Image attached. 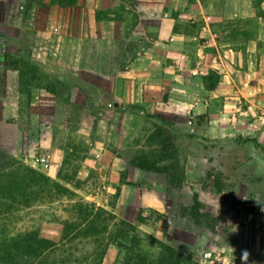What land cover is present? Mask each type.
<instances>
[{
    "label": "crops",
    "instance_id": "0c3cea01",
    "mask_svg": "<svg viewBox=\"0 0 264 264\" xmlns=\"http://www.w3.org/2000/svg\"><path fill=\"white\" fill-rule=\"evenodd\" d=\"M45 2L52 5V13L40 10L36 23L23 27L35 37L26 48L32 55L25 61L30 72L23 70L19 61L0 69L6 105L0 110L3 152L27 160L23 156L40 146L49 160L46 165L40 164L41 171L50 178L57 177L62 148L55 146L49 136L42 144L34 139L39 126L41 136H47L49 131L44 130H50L64 112L55 104L63 90L80 107L89 97H96L103 108L95 107L87 113L93 118L102 115L96 130L120 135L121 146L130 140L126 135L130 116L145 113L194 132L186 136L189 144L200 140L228 144L248 134L261 140L264 0H75L71 5ZM20 43H13V47L20 48ZM39 67L45 71L52 67L48 74L57 84L31 86L39 76ZM64 73L72 80L65 79ZM209 74L218 78L213 88L207 87ZM25 85L28 101H23ZM39 97L47 101L38 103ZM26 108L31 115L40 114L41 122L33 116L26 121L22 116ZM92 141L95 148L108 146V142L93 138L88 144L93 145ZM247 144L253 150L242 161L255 163L257 168L243 175L262 178L260 185H253L254 208L237 209L235 204L232 208L223 197L222 186L217 187L214 180L204 183L197 172L186 171L187 187H194L187 204L191 205L196 193L224 228L225 237L211 244L223 251L222 264H241L244 250L249 252L248 264H264V155L251 139ZM99 149L91 152L96 158L101 155ZM217 158L223 161L222 156ZM116 160L114 157V164ZM27 162L35 166L33 160ZM116 170L111 173L108 189H113L118 180ZM148 172L126 165L125 183L119 186L112 207L119 219L133 223L140 208H167L163 189L144 188ZM233 198L241 202L240 195Z\"/></svg>",
    "mask_w": 264,
    "mask_h": 264
},
{
    "label": "rangeland",
    "instance_id": "374dc122",
    "mask_svg": "<svg viewBox=\"0 0 264 264\" xmlns=\"http://www.w3.org/2000/svg\"><path fill=\"white\" fill-rule=\"evenodd\" d=\"M40 10L52 13L54 9L45 0H0V69L4 68V65L12 66L15 61H19L22 63L23 70L30 72L25 61L32 55L31 51L26 48L27 43L35 41V37L23 27L35 24L36 16ZM18 41L21 42V45H19L20 48L16 49L15 45L13 47V43ZM38 69L39 76L37 79H33V83H30L31 86L43 83L45 85L57 84L54 78L48 74L52 67H47L48 72L41 67ZM63 76L68 81L72 80L70 75L64 73ZM1 84L0 72V110H5L6 105ZM27 92L28 88L24 86L23 101L29 100L28 97H25ZM66 94L67 92L63 90L60 97L55 98V104L62 107L64 112L58 115L50 130H44L45 133L49 131L47 136H41V127L39 126L36 129L38 136L35 137L34 142L42 144L45 142V137L49 136L55 146L62 148L63 157L68 154L69 163L65 166L66 171L70 175L77 167L78 171L73 180L81 179L82 181L85 179V182L81 183V189L77 191L76 201L105 208H108L109 204L114 206L116 201V198L113 197L115 188H120L121 183H125L126 165H130L129 161L135 157L157 160L160 166H167L174 162L176 165L174 172L177 175L181 172L184 173L181 185H174L168 181L170 174L148 172L149 176L145 180L144 188L148 190L163 189L166 194L167 208H140L137 213L140 214L141 221L133 222L137 230L129 231L127 236L116 238L114 242L110 243L106 247L101 264H135L138 255L145 257L147 261H155L160 256L161 248L152 240L154 237L183 254L184 259L179 264H222L220 256L223 251L213 248L211 244H218L220 237L225 235H223L224 228L221 226L218 217L208 212L207 209H200L197 218L192 216L187 203L194 192V187L190 189L187 187L186 171L197 172V176L203 179L204 183H207L208 180H214L222 186L224 188L223 197L229 201L232 208L236 207L235 205H237V209L238 207L254 208L253 203L256 199L253 198V185H260L262 178L244 176L245 171L255 170L257 166L255 163H248L242 159L253 150L247 144L250 139L259 152L264 155V134L261 136V140H257L248 134L247 136L236 137L228 144L200 140L194 145L187 143L186 140V136L194 132L164 121L153 114L145 113L140 117L132 114L129 120L130 128L126 134L130 140L126 145L121 146L119 144L121 142L120 135L96 130L97 125H99L97 120L102 118V115L95 114V118H93L87 113L95 107L103 108L96 97H89L85 106L80 107L73 103ZM9 99L8 97L7 100ZM37 101L44 103L47 99L39 97ZM0 115L2 116L1 113ZM22 116L26 121L33 116L35 120L41 122L40 114L31 115L27 108L23 110ZM6 119L7 121L11 120ZM102 125L105 126L104 122ZM159 127L162 128L161 135L157 134ZM91 138L108 142V146L103 149L95 148L93 141V145L88 144ZM161 140L165 141L163 143L167 148L165 153H161ZM110 142L115 145L110 144ZM39 147L32 150L30 154L27 153L23 156L27 160L10 154L7 158L2 160L0 158V182L4 183L2 180H8L7 176L2 175L7 173L9 175V171L12 170L9 164L13 158L28 165L30 164L27 161L33 160L35 166L32 167L41 171L37 157L44 152ZM98 149L101 150V155L96 158L91 152ZM2 151L3 149L0 148V152ZM217 156H222L223 161L219 160ZM114 157L118 159L115 164L113 163ZM228 157H236L238 160L230 161ZM1 164L6 165L2 166ZM194 165L195 169H193ZM115 170L117 172L114 173V176H118V180L115 181L116 184H113V189H108L107 184L111 183V173ZM236 170L239 173L231 175ZM131 184L137 186L140 185V182H132ZM261 192H264V189ZM229 194L231 195L229 196ZM239 195L241 202L233 198V196ZM261 197L264 198V194ZM9 201L11 200L8 198L7 200L0 199V202L4 203V205H0V244L30 230H37L40 234L45 226L55 225L58 220L63 218L73 219L76 215L73 208L76 201L46 202L39 199L33 200L31 205L25 208ZM7 204L9 206H6ZM15 207L20 209L15 210ZM126 214L129 216V211ZM118 220L117 217L115 223H118ZM113 229L114 225L110 222L108 230L112 232ZM47 235L56 237L53 231H48ZM133 235L137 236L138 242L131 240ZM106 237L109 236L106 235ZM106 237H101L103 244L85 239L80 242L76 239L77 243L71 249L69 248L71 247L70 244L67 243L65 248L61 247L53 253H49L42 260H45L46 264H88L91 258L104 247L108 240ZM206 251H212L216 258H205L204 252ZM2 254L3 251L0 249V258ZM40 260L41 258H27L29 264H36ZM0 264H5V262L2 260Z\"/></svg>",
    "mask_w": 264,
    "mask_h": 264
},
{
    "label": "trees",
    "instance_id": "16d2710c",
    "mask_svg": "<svg viewBox=\"0 0 264 264\" xmlns=\"http://www.w3.org/2000/svg\"><path fill=\"white\" fill-rule=\"evenodd\" d=\"M53 4L71 5L75 0H50ZM218 81V78L214 74L208 76V88H213ZM26 86V85H25ZM157 134H162V128L159 127ZM165 141L161 140V153H165L167 148L163 144ZM9 154L0 152L1 160L7 158ZM14 159V158H13ZM11 160L9 167L8 180H2L0 184V199L7 198L15 202L19 207H29L33 200L42 201H62L75 202V197L78 196L77 191L81 189V183L85 182V179L73 180L77 167L74 168L72 174L65 169L69 163L68 154L63 157L61 162V168L58 170L56 179H52L42 171L22 162L14 159ZM3 162V161H2ZM1 162V163H2ZM7 164V163H6ZM6 164H1L2 166ZM129 164L139 168L141 170L152 171L158 174H170L168 181L170 184L181 185L184 179V173L181 172L177 175L174 170L176 169L175 163H171L167 166H160L157 160H150L146 157H135L129 161ZM4 168V167H3ZM217 187H218V183ZM69 185V186H68ZM71 186V187H70ZM119 188H115L113 197L117 198ZM4 203L0 202V205ZM6 206H9L7 204ZM15 207V210L20 209ZM113 204H109L108 208L95 206L94 204L84 203L82 201H76L73 204L75 210V217L73 219L63 218L57 221L55 225L45 226L39 234L37 230H30L23 235L13 238L10 241H5L0 244V249L3 251L0 261H4L5 264H29L27 258H41L36 264H46L45 259L49 253L66 247L69 243L71 247L75 246L77 241L83 242L84 239L88 241L102 243V238L106 237L108 240L105 242L104 247L99 253L91 258L88 264H101L102 258L105 254L106 247L114 242L116 238H122L128 235L129 231H136L137 227L134 223L119 219L118 223H115L116 215L112 211ZM193 217H198L200 209L206 210V205L198 200L197 194L192 196V203L188 206ZM137 221H141L140 214L137 215ZM113 223V231H109V224ZM48 231H53L56 237L47 235ZM102 237V238H101ZM131 240L138 242L136 235L131 237ZM154 242L159 244L161 248L160 256L155 261H147L145 257L137 256L135 264H179L184 259L182 253L175 251V248L164 244L155 237L152 238ZM68 248V247H67ZM66 248V250H67ZM68 255V254H67Z\"/></svg>",
    "mask_w": 264,
    "mask_h": 264
},
{
    "label": "built area",
    "instance_id": "2783aa9c",
    "mask_svg": "<svg viewBox=\"0 0 264 264\" xmlns=\"http://www.w3.org/2000/svg\"><path fill=\"white\" fill-rule=\"evenodd\" d=\"M204 28V27H203ZM202 72V71H200ZM37 161L38 163L40 164H43V165H46L49 160H48V155L47 154H41L37 157ZM204 257L207 258V259H210V258H216V256L213 254L212 251H206L204 252Z\"/></svg>",
    "mask_w": 264,
    "mask_h": 264
},
{
    "label": "clouds",
    "instance_id": "9594fccd",
    "mask_svg": "<svg viewBox=\"0 0 264 264\" xmlns=\"http://www.w3.org/2000/svg\"><path fill=\"white\" fill-rule=\"evenodd\" d=\"M248 260H249V252L247 250L242 251L240 254L241 264H248Z\"/></svg>",
    "mask_w": 264,
    "mask_h": 264
}]
</instances>
